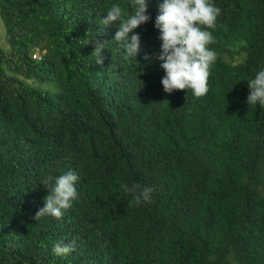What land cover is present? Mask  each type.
<instances>
[{
  "label": "trees",
  "instance_id": "16d2710c",
  "mask_svg": "<svg viewBox=\"0 0 264 264\" xmlns=\"http://www.w3.org/2000/svg\"><path fill=\"white\" fill-rule=\"evenodd\" d=\"M161 2L135 30V60L114 40L119 22H101L131 0H0V264H264V107L246 103L264 0H213L202 97L163 90ZM68 170L78 199L36 220L43 181ZM123 184L153 188L151 202L134 205ZM71 240L75 252H54Z\"/></svg>",
  "mask_w": 264,
  "mask_h": 264
},
{
  "label": "clouds",
  "instance_id": "9594fccd",
  "mask_svg": "<svg viewBox=\"0 0 264 264\" xmlns=\"http://www.w3.org/2000/svg\"><path fill=\"white\" fill-rule=\"evenodd\" d=\"M149 2L131 0L128 9L113 3L106 11L107 15L101 18L106 27L119 22L114 40L122 45L126 56L134 57L135 60L141 48V36L135 30L151 20ZM220 15L221 9L215 6L213 0H162L159 4L154 28L159 32L161 44L154 59L160 62L159 66L165 73L161 84L166 93L190 90L193 96L202 97L209 92L211 68L217 60L216 51L210 47L215 42L212 30L218 27ZM104 46L105 43L95 41L93 53L96 64L102 63ZM151 59L153 57L145 55V60ZM246 82L249 90L246 103L264 107V67ZM78 180L79 176L72 170L57 177H47L43 183L47 185L44 188L48 195L44 197V206L37 211L35 219L42 216L61 218L64 211L70 209L78 199ZM121 187L133 194L132 203L136 206L152 200L154 189L151 187L141 188L135 184H123ZM53 250L60 256L70 255L77 250L76 240L60 241Z\"/></svg>",
  "mask_w": 264,
  "mask_h": 264
},
{
  "label": "rangeland",
  "instance_id": "374dc122",
  "mask_svg": "<svg viewBox=\"0 0 264 264\" xmlns=\"http://www.w3.org/2000/svg\"><path fill=\"white\" fill-rule=\"evenodd\" d=\"M0 35H1V38L3 39L4 38V30H3L1 22H0ZM39 90L49 94L51 97H54L58 93V88L52 84H50V85L44 84V85L39 87Z\"/></svg>",
  "mask_w": 264,
  "mask_h": 264
}]
</instances>
